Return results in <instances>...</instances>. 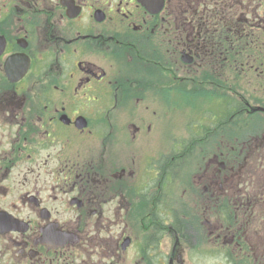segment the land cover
<instances>
[{
	"label": "flooded vegetation",
	"instance_id": "af4514ba",
	"mask_svg": "<svg viewBox=\"0 0 264 264\" xmlns=\"http://www.w3.org/2000/svg\"><path fill=\"white\" fill-rule=\"evenodd\" d=\"M262 23L264 0H0V264H264Z\"/></svg>",
	"mask_w": 264,
	"mask_h": 264
},
{
	"label": "rangeland",
	"instance_id": "374dc122",
	"mask_svg": "<svg viewBox=\"0 0 264 264\" xmlns=\"http://www.w3.org/2000/svg\"><path fill=\"white\" fill-rule=\"evenodd\" d=\"M262 27H264V23H262ZM262 40H264V34L262 36ZM250 50V49H248ZM200 102V100H199ZM217 103V102H216ZM211 103H209L210 105ZM217 106V104H216ZM189 118H176V119H172L171 122L169 123V126L166 129H170L167 132L171 133L170 136L171 137H177L178 139H185L188 137L186 130H185V125L188 122ZM200 121V120H198ZM169 136V137H170ZM187 169L190 170L191 169V165L187 164ZM193 174L192 169L189 171V174ZM186 176V172L184 171V175ZM198 264H207L206 262H202V263H198Z\"/></svg>",
	"mask_w": 264,
	"mask_h": 264
}]
</instances>
